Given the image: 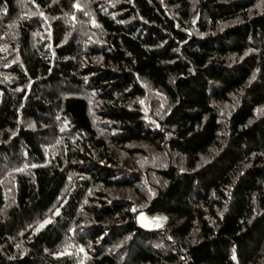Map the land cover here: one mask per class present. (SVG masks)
I'll return each mask as SVG.
<instances>
[{
	"label": "trees",
	"instance_id": "trees-1",
	"mask_svg": "<svg viewBox=\"0 0 264 264\" xmlns=\"http://www.w3.org/2000/svg\"><path fill=\"white\" fill-rule=\"evenodd\" d=\"M0 264H264V0H0Z\"/></svg>",
	"mask_w": 264,
	"mask_h": 264
},
{
	"label": "rangeland",
	"instance_id": "rangeland-1",
	"mask_svg": "<svg viewBox=\"0 0 264 264\" xmlns=\"http://www.w3.org/2000/svg\"><path fill=\"white\" fill-rule=\"evenodd\" d=\"M146 218L147 217L144 213H139L138 217H137L138 221L144 226H147V224H148V222L146 221Z\"/></svg>",
	"mask_w": 264,
	"mask_h": 264
},
{
	"label": "snow or ice",
	"instance_id": "snow-or-ice-1",
	"mask_svg": "<svg viewBox=\"0 0 264 264\" xmlns=\"http://www.w3.org/2000/svg\"><path fill=\"white\" fill-rule=\"evenodd\" d=\"M74 7H77V9H79V5H74ZM57 214H58V212H57ZM47 223H50V221H44V223L43 224H41L40 226H39V228L37 229V231H39L40 230V228H43L44 227V225L45 224H47ZM160 225L159 224H157V227H159Z\"/></svg>",
	"mask_w": 264,
	"mask_h": 264
}]
</instances>
